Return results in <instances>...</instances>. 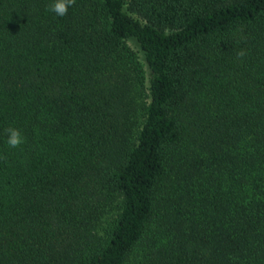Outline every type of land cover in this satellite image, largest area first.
Segmentation results:
<instances>
[{
	"label": "trees",
	"instance_id": "1",
	"mask_svg": "<svg viewBox=\"0 0 264 264\" xmlns=\"http://www.w3.org/2000/svg\"><path fill=\"white\" fill-rule=\"evenodd\" d=\"M51 2L0 0V264H264V0Z\"/></svg>",
	"mask_w": 264,
	"mask_h": 264
},
{
	"label": "clouds",
	"instance_id": "2",
	"mask_svg": "<svg viewBox=\"0 0 264 264\" xmlns=\"http://www.w3.org/2000/svg\"><path fill=\"white\" fill-rule=\"evenodd\" d=\"M76 4V0H52V2L48 5V10L53 12L58 17H63L67 15L70 7H73ZM237 58L242 59L247 55L245 49L241 48L236 53ZM6 133V143L9 148L17 149L21 148V146L26 142V138L22 134L21 130L16 127H8L5 129ZM0 159H4V157H0Z\"/></svg>",
	"mask_w": 264,
	"mask_h": 264
},
{
	"label": "rangeland",
	"instance_id": "3",
	"mask_svg": "<svg viewBox=\"0 0 264 264\" xmlns=\"http://www.w3.org/2000/svg\"><path fill=\"white\" fill-rule=\"evenodd\" d=\"M134 17L136 16L135 14H132ZM127 46L133 50L136 55L138 56V59L141 60V54L140 52L138 51L137 47L131 42V41H128L126 42ZM144 86H145V79H144ZM141 96L143 97V91H141L138 95V99L141 98ZM116 211V202L114 201V203L112 204V206L110 207L109 211L107 212L106 216H104L102 219H100L96 225H95V228H96V232L98 234H101L102 230H103V226L105 225V222L106 220L115 213Z\"/></svg>",
	"mask_w": 264,
	"mask_h": 264
}]
</instances>
